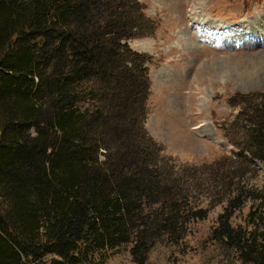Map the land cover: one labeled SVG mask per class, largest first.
Returning a JSON list of instances; mask_svg holds the SVG:
<instances>
[{"label":"trees","instance_id":"obj_1","mask_svg":"<svg viewBox=\"0 0 264 264\" xmlns=\"http://www.w3.org/2000/svg\"><path fill=\"white\" fill-rule=\"evenodd\" d=\"M142 7L0 0V264H87L128 243L135 264H158L162 244L207 214L184 180L196 190L215 171L226 205L210 237L240 264H264V184L243 180L264 167V90L243 95L240 140L222 126L239 154L176 166L144 126L150 56L129 45L152 33Z\"/></svg>","mask_w":264,"mask_h":264},{"label":"rangeland","instance_id":"obj_2","mask_svg":"<svg viewBox=\"0 0 264 264\" xmlns=\"http://www.w3.org/2000/svg\"><path fill=\"white\" fill-rule=\"evenodd\" d=\"M138 1L152 30L129 41L133 50L150 56L145 129L176 166H207L221 157L234 158L239 151L228 142L222 126L233 124L230 136L240 140L248 110L242 108L243 95L264 90V0ZM234 164L241 168L239 162ZM246 171L243 180L264 184L259 161ZM214 173L211 177L218 187L202 180V188L195 190L189 177L184 180L194 190L190 202L207 209V214L192 219L177 243L168 242L165 248L162 244L158 264H240L233 252L210 237L226 205L220 198L222 176ZM250 205L247 201L235 211L232 225L244 224ZM129 248L128 243L101 250L87 264H135Z\"/></svg>","mask_w":264,"mask_h":264},{"label":"bare ground","instance_id":"obj_3","mask_svg":"<svg viewBox=\"0 0 264 264\" xmlns=\"http://www.w3.org/2000/svg\"><path fill=\"white\" fill-rule=\"evenodd\" d=\"M196 15V12H193V15H192V18L195 20V21H197L198 22V19L196 18L197 16H195ZM197 19V20H196ZM200 20V22L202 21L203 23H204V20L201 18V19H199ZM206 23H207V21H206ZM211 27H213L214 29H216L217 28V25H214V26H211ZM214 32V31H213Z\"/></svg>","mask_w":264,"mask_h":264}]
</instances>
